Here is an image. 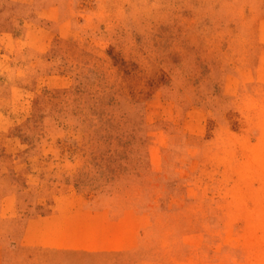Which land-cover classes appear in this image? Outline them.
<instances>
[{
	"label": "rangeland",
	"instance_id": "1",
	"mask_svg": "<svg viewBox=\"0 0 264 264\" xmlns=\"http://www.w3.org/2000/svg\"><path fill=\"white\" fill-rule=\"evenodd\" d=\"M68 187L135 215L102 264H264V0H0V254Z\"/></svg>",
	"mask_w": 264,
	"mask_h": 264
},
{
	"label": "crops",
	"instance_id": "2",
	"mask_svg": "<svg viewBox=\"0 0 264 264\" xmlns=\"http://www.w3.org/2000/svg\"><path fill=\"white\" fill-rule=\"evenodd\" d=\"M118 204L114 195L100 190L68 187L52 196L50 210L4 218L12 227L15 252L0 254V264H102L117 258L135 237L134 213Z\"/></svg>",
	"mask_w": 264,
	"mask_h": 264
}]
</instances>
